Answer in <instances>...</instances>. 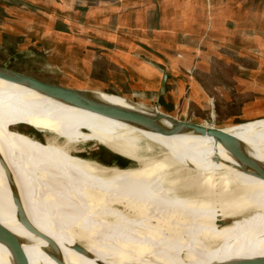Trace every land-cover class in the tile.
<instances>
[{
  "label": "bare ground",
  "instance_id": "obj_1",
  "mask_svg": "<svg viewBox=\"0 0 264 264\" xmlns=\"http://www.w3.org/2000/svg\"><path fill=\"white\" fill-rule=\"evenodd\" d=\"M97 94L106 103L139 109ZM79 104L77 97L57 101L28 83L0 76V156L27 219L29 207L39 204L75 210L68 219H115L123 222L117 227L155 232L104 260L68 259L45 239L46 245L31 240L32 232L17 219L0 166V223L24 232L35 249V264H43L41 252L60 264H189L205 256H214L210 264H222L264 258V242L256 240L264 237V118L222 130L246 147V157L237 159L212 137L162 136ZM30 127L43 141L24 133ZM89 142L128 159L131 167L106 168L73 156L77 145ZM194 246L202 251L193 253ZM0 264L15 263L0 255Z\"/></svg>",
  "mask_w": 264,
  "mask_h": 264
},
{
  "label": "crops",
  "instance_id": "obj_2",
  "mask_svg": "<svg viewBox=\"0 0 264 264\" xmlns=\"http://www.w3.org/2000/svg\"><path fill=\"white\" fill-rule=\"evenodd\" d=\"M3 1L0 0V13L2 14L4 7L12 8L11 11L6 12L11 14V19L7 20L11 25L13 23L15 27H19V24H22L33 31L38 29L46 33L48 27L43 23H48L52 29L49 34L54 36L57 32L66 34L67 40H72L78 46L76 48L80 51L78 56L88 55L89 77L93 84L80 83L75 85L76 87L97 88L118 95L155 101L164 111L171 114L175 112L176 103H179L182 98L184 87L190 83L194 88L197 86V83L192 79L190 82L189 79L186 81L187 78L182 72V69H186L185 66L188 67L190 64L187 61L197 52L194 46L189 43L191 39L201 37L203 39L207 32V37L210 35L216 40L233 38L235 43L237 39L244 38L257 39L260 42L262 39L260 34L246 35L247 32H257L258 30L246 29L244 26L248 22L254 23L252 27L255 26V28H257L256 23L258 26L264 24V13H262L259 23L257 12L259 6H264V0H14L20 4L21 8L22 6L30 7L29 10L33 7L40 8L37 11L32 9V12L22 11V14L13 11V8L18 9L19 5L5 6ZM48 9L57 10L59 16L48 13ZM249 16L254 20H248ZM38 17L39 20H37ZM57 20L65 25V30L68 32L55 30L57 27L54 25ZM88 23L96 25L91 27L84 25ZM68 24L73 26L75 31L68 30ZM44 35L40 38H45ZM151 39H154L155 42L151 43ZM167 47L176 51L167 50ZM163 49H166L167 53ZM242 49L247 55L253 53L250 52L253 51L252 49L250 51H246V47ZM174 54H181L179 56L182 59H176ZM98 55L100 56L98 57ZM112 64L116 65L120 72L113 77L110 76ZM75 69L79 68L75 66ZM144 73H150V78L153 81H147ZM164 76H166L165 82L163 81ZM170 84H173L177 91L175 101L174 94L168 91ZM147 93H153V95L149 97ZM106 96L122 101L131 107L132 105L139 109L144 107L129 103L120 97ZM43 206L38 204V207L34 209L44 215L47 214L46 223L37 222V225L35 222L29 221L38 232L32 233L31 240H38L40 236L37 234L43 237L42 232L45 233V231L49 237V226H52L56 239L59 237L62 242L56 243L48 239L50 244L68 259L72 258L84 263L109 258L142 242L155 232V230L142 232L137 229L125 228L123 225L117 227L115 224H123V222L115 219L103 220L104 218L97 217L68 219L75 210L69 209L68 212H65L58 206L53 208L47 205ZM65 221L72 224L78 223L76 228L81 226L86 234H92L96 230H100L102 234L81 238L74 232H70L71 229L64 230V227H67L64 224ZM3 225L16 231L15 237L19 242L21 255L20 257L15 256L4 244H0V255L15 264H35V249L30 245L24 232L11 223ZM84 246H95L97 251L86 253L88 255L83 257L84 255H77V252L75 253L73 250L75 247L83 249ZM201 251L195 248L193 253ZM48 255L42 252L41 258L48 257ZM15 257L20 258L19 261H16Z\"/></svg>",
  "mask_w": 264,
  "mask_h": 264
},
{
  "label": "rangeland",
  "instance_id": "obj_3",
  "mask_svg": "<svg viewBox=\"0 0 264 264\" xmlns=\"http://www.w3.org/2000/svg\"><path fill=\"white\" fill-rule=\"evenodd\" d=\"M3 2L5 6L17 4V1L14 0H4ZM17 5H19L17 6L18 9L13 8V11L16 13L19 12V14H22V11L32 12V9L36 11L40 9L31 7V11L29 10L30 7L22 6L21 8L20 4ZM11 9L10 7H4L2 14L0 13V68L31 76L55 85L73 87L86 82L93 84L89 77V57L88 55L78 56L80 51L76 49L78 46L74 44L75 42L67 40L66 34H61L62 32H57L55 34L57 37L49 34L52 32V29L51 25L49 26L48 23L45 24L41 22L48 27L46 31L48 34L44 33L43 30L34 29L35 31H33L31 28L22 24H19V27L16 26V29L13 23L11 25L7 22L8 19H11V14H7L6 12H9V10L11 11ZM47 12L52 13V15L56 14L55 16L57 17L59 16L57 10L48 9ZM257 12L260 23L262 13H264V6H259ZM247 18L250 21L254 20L251 16ZM37 20H39V17ZM40 21H42V18H40ZM84 25H90L91 27L96 24L88 23ZM252 25H254V23L248 22L244 27L246 29L253 28L258 31H253L254 33L247 32L246 35L254 36V34H260V36H262L260 42L257 39L251 40L244 38H241V40L237 39L235 43L233 38H220V40H216L210 35L207 37V32L205 38L203 37L202 39L201 37L189 41L197 52L187 61V63L190 64H188V67H186V65V69H182V72L187 78L186 81L189 79L188 81L190 82L192 79L197 83V86L194 88L190 83L184 87V93L179 103H176V110L174 112L178 118L200 123H212L215 127L223 129L225 127L239 126L249 121L264 118V82H261L264 81V33H262L264 31V24H259L258 26L256 23L257 28H255V26L252 27ZM55 26L57 27V29H55L56 31L68 32L65 30V25L59 20L55 22L54 27ZM67 27L68 30H74V27L70 24H68ZM43 34H45L44 36L46 37L40 38ZM150 42L154 43L155 41L151 39ZM244 47L247 48L246 51L252 49L253 51L250 52L254 54L247 55L245 50L242 49ZM165 50L166 49H163L165 53H167V50L176 51L169 47H167L166 51ZM100 55H98V57ZM175 55L176 59H182V57L179 56L181 54H174V56ZM75 66L79 69H75ZM117 74H120L119 69L116 65L112 64L110 76L113 77ZM144 74L147 77V81H153L150 78V73ZM168 91L174 94L175 101L177 99V91L173 84H170ZM152 95L153 93H147L149 97ZM140 105L143 106V104ZM79 113L85 115L88 112L81 110ZM210 126H206V128ZM24 132L28 133L30 136H35L39 141L42 140L40 135L30 128L26 129ZM72 154L73 156L89 160L106 168L124 169L131 167L132 164L128 159L113 153L95 142L77 145L76 151L72 152ZM29 212L30 222H35L37 225L38 223H46L47 214L44 215L34 208L29 209ZM103 220L113 219L104 218ZM64 224L67 226L64 227V230L71 229L72 231L69 230L70 232H74L81 238H90L102 234L100 230H96L92 234H86V231L82 229L81 226L80 228H76L78 223L72 224L65 221ZM1 225L6 228L12 236H16L17 233L15 230L9 226ZM49 232V237L45 234L46 231L45 233L42 232L43 237L51 239L56 243L62 242L59 237L56 239L52 226H49ZM61 234L62 232L60 236ZM43 240L44 239L39 237L37 241L44 244ZM256 240L264 242V238H258ZM247 244V242H244L240 245L245 246ZM253 244L255 245L258 243ZM253 244H250V248H252ZM83 250L88 254L97 251L95 246H84ZM39 252L41 251L39 250ZM76 254L79 255V253ZM41 259L43 264H60L51 254ZM212 259H214V256H207L200 258L197 262L200 264H210Z\"/></svg>",
  "mask_w": 264,
  "mask_h": 264
},
{
  "label": "water",
  "instance_id": "obj_4",
  "mask_svg": "<svg viewBox=\"0 0 264 264\" xmlns=\"http://www.w3.org/2000/svg\"><path fill=\"white\" fill-rule=\"evenodd\" d=\"M0 76L9 79L11 81H16L20 83H28L34 87L39 93L51 97L57 101L69 100L70 98L77 97L81 100L82 105H78L88 111H91L99 116L124 123L126 125L145 130L150 133L159 134L162 136H209L213 140L219 143L226 152L233 158L243 159L246 157V147L244 144L229 134L222 131L223 128H217L214 124L194 122L182 118H178L175 113H169L164 111L157 102L151 100H141L137 97H128L124 95H118L114 93L107 92L102 89L97 88H85L77 89L72 86H61L50 84L31 76H27L18 72L0 68ZM166 76L163 77L165 82ZM97 93H103L106 95L116 96L123 98L129 103L143 104V109H128L119 107L113 104L106 103L99 100ZM211 126V128H206V126ZM226 128V127H225ZM31 129V127H30ZM25 133V132H24ZM29 135L28 133H25ZM30 136V135H29ZM0 166L4 172L7 184L11 191L12 201L16 207L17 219L19 222L30 232L36 234V230L28 221L24 210L21 205L18 189L11 171L9 170L7 164L0 156ZM42 239L41 235L37 234ZM48 243H51L47 238ZM0 244L6 245L10 248L11 252L15 256L21 255L19 251V242L16 237L12 236L9 231L0 224ZM73 250L81 255H88L86 251L82 248L75 247ZM16 258L19 261L20 258ZM222 264H264V258L254 259V260H241L226 262Z\"/></svg>",
  "mask_w": 264,
  "mask_h": 264
}]
</instances>
